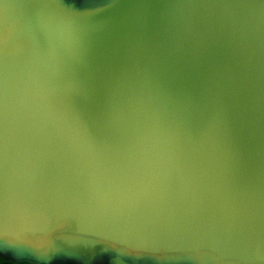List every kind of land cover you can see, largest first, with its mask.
<instances>
[{
	"label": "water",
	"instance_id": "95a60500",
	"mask_svg": "<svg viewBox=\"0 0 264 264\" xmlns=\"http://www.w3.org/2000/svg\"><path fill=\"white\" fill-rule=\"evenodd\" d=\"M0 264H264V0H0Z\"/></svg>",
	"mask_w": 264,
	"mask_h": 264
}]
</instances>
